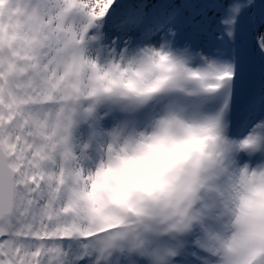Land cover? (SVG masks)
<instances>
[{"label": "snow or ice", "instance_id": "snow-or-ice-1", "mask_svg": "<svg viewBox=\"0 0 264 264\" xmlns=\"http://www.w3.org/2000/svg\"><path fill=\"white\" fill-rule=\"evenodd\" d=\"M0 264H264V0H0Z\"/></svg>", "mask_w": 264, "mask_h": 264}]
</instances>
